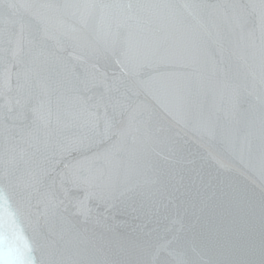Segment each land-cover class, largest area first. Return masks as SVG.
Masks as SVG:
<instances>
[{
	"label": "water",
	"instance_id": "obj_1",
	"mask_svg": "<svg viewBox=\"0 0 264 264\" xmlns=\"http://www.w3.org/2000/svg\"><path fill=\"white\" fill-rule=\"evenodd\" d=\"M0 189L36 264H264V0H0Z\"/></svg>",
	"mask_w": 264,
	"mask_h": 264
},
{
	"label": "snow or ice",
	"instance_id": "obj_2",
	"mask_svg": "<svg viewBox=\"0 0 264 264\" xmlns=\"http://www.w3.org/2000/svg\"><path fill=\"white\" fill-rule=\"evenodd\" d=\"M127 129L123 127H118L115 118L107 117L105 121V135L113 136L115 135L118 138H123L126 134ZM119 143V140H117ZM77 142H72L69 144L64 151H72L73 148L77 147ZM116 145L114 144L113 147ZM68 178L73 183H79L84 178L80 177L76 172V166L70 165L68 166ZM6 199L5 193L2 189H0V200ZM3 225L0 222V229H2ZM25 253H21L18 249L14 250L9 244L8 238L5 233L0 230V264H36L35 259L31 256L32 247L25 243Z\"/></svg>",
	"mask_w": 264,
	"mask_h": 264
}]
</instances>
